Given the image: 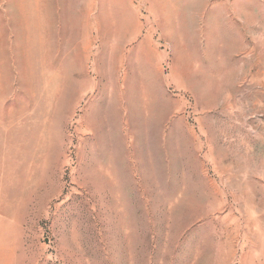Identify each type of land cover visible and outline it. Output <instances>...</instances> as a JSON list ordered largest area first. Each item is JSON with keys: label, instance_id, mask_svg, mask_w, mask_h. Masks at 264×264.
Returning <instances> with one entry per match:
<instances>
[{"label": "rangeland", "instance_id": "rangeland-1", "mask_svg": "<svg viewBox=\"0 0 264 264\" xmlns=\"http://www.w3.org/2000/svg\"><path fill=\"white\" fill-rule=\"evenodd\" d=\"M0 264H264V0H0Z\"/></svg>", "mask_w": 264, "mask_h": 264}]
</instances>
